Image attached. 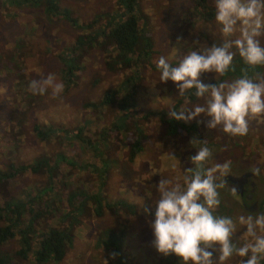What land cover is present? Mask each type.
<instances>
[{
  "label": "rangeland",
  "instance_id": "374dc122",
  "mask_svg": "<svg viewBox=\"0 0 264 264\" xmlns=\"http://www.w3.org/2000/svg\"><path fill=\"white\" fill-rule=\"evenodd\" d=\"M134 1L133 5L126 0H19L18 4L0 0V174L7 173L9 165L42 162L36 172L28 169L0 182V207L9 200L23 201L28 195L41 193V201L48 203L49 212L34 222L33 240L50 229L67 230L72 237L59 262L36 263L29 254L26 260L13 259L11 264H105L109 252L102 247V233L107 230L120 236L124 264H183L174 254L165 256L156 250L151 223L160 197L159 181L169 180V187L177 182L183 186L185 177L192 175L190 170L196 168L190 157L201 145L191 143L190 151L183 146L193 140L206 141L212 152L203 167L228 163L237 175L246 167L257 174L264 189V115H249V130L244 136L225 133L222 126L210 129V117L204 114L188 123L182 121L193 127L190 131L176 128L170 133L158 121L160 111L166 114L163 119L169 118V111L177 102V111L205 103V98H188L193 89L180 96L172 81L161 82L158 59L164 56L177 66L201 45H222L226 39H235L239 32L225 37L216 14L209 21L197 17L203 8L215 9V0ZM130 9L141 34L135 49L139 59L131 57L129 66L120 68L116 64L119 70H115L109 60L111 48L104 37L110 24L127 19ZM95 34L99 35L97 39L79 46L78 70L70 79L72 83L65 85L66 80L60 79V59L76 39ZM259 39L264 46V35ZM232 51L236 52L234 60L241 58L235 48ZM261 70L257 81L264 79V66ZM49 73L64 84L63 93L53 98L49 89L43 95H33L29 90L31 81ZM217 77L216 73H203L200 79L210 85L218 82ZM125 79L129 81L124 83ZM225 79L226 83L233 81ZM106 95L105 103L99 105ZM86 103L90 106L85 107ZM48 126L58 130L56 138L40 140L34 127L43 131ZM79 128L93 146L97 144L95 150L87 148L84 155L72 139V133ZM137 129L140 150L129 160ZM102 132L103 136H99ZM92 153L94 157L87 159L92 167L80 168L78 163ZM56 156L65 162H57ZM69 160L77 166L69 165ZM217 190L224 208H216L218 217H229L236 223L233 242L238 246L251 242L245 235L246 226L240 225L238 218L260 215V207L256 213H245L222 195L220 188ZM71 192L102 194L101 203L111 206L95 216L89 203L84 213L69 212L64 217L69 210L66 198ZM260 195L264 198V190ZM123 202L129 208L117 209L124 206ZM18 247L16 239L6 250ZM219 255L218 249L214 250L216 264H220ZM241 260L233 255L223 264H240Z\"/></svg>",
  "mask_w": 264,
  "mask_h": 264
},
{
  "label": "clouds",
  "instance_id": "9594fccd",
  "mask_svg": "<svg viewBox=\"0 0 264 264\" xmlns=\"http://www.w3.org/2000/svg\"><path fill=\"white\" fill-rule=\"evenodd\" d=\"M216 22L221 25L226 39L222 45H201L199 50L189 52L177 66H172L161 56L157 62L161 82L172 81L178 86L180 96L187 90L196 89L198 98H205L203 105L170 110L172 120L188 123L202 114L210 117L208 127L222 126L225 133L244 136L248 133V117L264 115V79L256 82L245 73L231 83L208 85L200 79L203 73L220 76L233 68L236 52L249 66H264V46L260 37L264 35V0H215ZM239 24V27L237 25ZM51 90L53 98L64 91V84L53 73L41 79H34L29 85L33 95H43ZM201 145L190 162L196 166L190 177H185L183 186L177 182L169 187L170 181L161 179L157 191L154 222L151 229L156 250L165 256L174 254L183 264H216L214 250L218 249L220 264L233 255L240 258V264H260L264 258V214L240 216L238 222L246 226V237L251 242L238 246L233 242L236 223L229 217L213 214L220 204L216 174L227 175L230 165L215 164L204 168L212 157L207 142L191 141ZM174 157V155L171 153ZM175 158V157H174ZM259 173V169L255 170ZM236 190L233 189V192ZM113 258H115L113 256ZM105 264H108L105 260Z\"/></svg>",
  "mask_w": 264,
  "mask_h": 264
},
{
  "label": "trees",
  "instance_id": "16d2710c",
  "mask_svg": "<svg viewBox=\"0 0 264 264\" xmlns=\"http://www.w3.org/2000/svg\"><path fill=\"white\" fill-rule=\"evenodd\" d=\"M126 1L130 4H135L134 0ZM13 2L15 4H18L19 0H13ZM202 10L203 11L198 13L197 17L204 21L211 20L216 14L215 9H212L210 6L209 8H203ZM205 10L207 11L205 12ZM131 13L132 9L129 10V14L126 20H123L121 22L118 21L114 25L110 24L104 37L109 42L111 48V51L109 52V60H112L115 70H119V67L125 68L129 66L131 57H139L135 49L138 46L141 34L139 31L137 20L133 15H131ZM49 15H51V12L49 13ZM82 27L86 29L85 26ZM98 36L99 35L96 34L90 35L89 37L85 35L83 39H76L73 46L68 49L67 53L65 52L63 54L62 60L60 59V62L63 64V69L60 72V79L66 80L67 83L65 85H70L72 83L70 79L78 70L76 61L81 52V50L78 51L79 46L81 44L85 45L93 42L98 38ZM138 59L139 58H137V60ZM116 64H118L119 67ZM233 66L234 70L233 68H230L229 71L223 76L217 74L218 82H213L210 85L224 82V80H226L225 77H228V79L234 81L238 78H241L245 73H247L250 78H256V82H259L257 80L261 76V66H249L244 62L242 58L233 60ZM125 80L126 81H124V83L129 81V79ZM193 90L194 91L189 94L188 98L195 97L197 99L198 97L195 95L196 89L193 88ZM107 98L108 95H106L104 99L99 102V105H103L105 103V99ZM179 104V102L175 103L173 109L177 110ZM84 106L89 107L90 104L86 103ZM160 113L161 114L158 117V121L160 123L163 122V126L167 130H169L170 133L174 132L176 128H181L186 131H190V128H193L192 126H190V124H185L182 121L172 120L170 117L167 119H163L166 114L165 112L161 111ZM122 118L124 120V115H122ZM129 119L130 117L128 118V120ZM120 127H122L121 124ZM34 131L37 137L40 140L44 141L48 140L50 137L56 138V134L58 132V130H54V128L50 126H48L47 129L43 131H40L39 128L34 127ZM81 132V128H79L76 132H73L72 139H74V142L77 143L78 149L79 151H81V155H84L86 154V150H89L87 148L91 147L92 150H95L97 144L93 146V143L89 140V138L84 137ZM135 132L136 137L133 140L134 142L132 141L133 143L131 144V147L129 149V160H132L134 158V155L138 152V150H140V131L137 129L135 130ZM99 136H103V132L102 135ZM57 138L61 139L60 136H57ZM63 142H65V140H63ZM100 144L101 143H99V145ZM57 157L58 156H56V158ZM92 157H94L93 153L90 154L87 158L82 159L80 163H78V166L82 169L89 166L92 167L91 163L87 160L91 159ZM60 161L65 162L63 157L57 158V162ZM68 163L69 165L77 166V163L73 164L70 160L68 161ZM41 164L42 162H38L31 165H19L17 167L9 165V171L7 173L0 174V182L4 180L3 182L5 183L9 178H13L27 171L28 169L32 172H36L39 170V167H41ZM44 166L49 167L47 165V162H44ZM51 169L52 168L49 167L50 171ZM26 197L27 200L23 199V201H20V199H16V201L9 200L8 202L4 203L2 207H0V221L4 223L3 225H0V264H11L13 259L26 260L29 254H32L33 259L36 263H46L48 261L59 262L64 258L66 247L70 246V240H72L70 232L67 230L50 229L46 233H42L38 239L33 240V237L36 235V230L33 226L34 222L41 216L48 214V203H42L41 193H36L33 196L28 195ZM102 199V194L98 195L92 193L90 195H85L83 192H71L66 198L69 210L64 214V217L69 212H72L75 215L84 213V208L86 207V204L89 203L93 206L91 208V213L95 216H100L103 208H109L111 206L108 203H101ZM123 204L124 206L121 205L117 207V209L129 208L127 202H123ZM260 212L261 214H264V199L261 204ZM28 215H30V217H28ZM102 234L105 238L102 247L104 248V250L109 252V264H124L120 257V236H114L108 230ZM16 239L17 243H19V247L14 251H7L6 247L12 240ZM99 241L100 239H98V242ZM99 243H101V241ZM113 256L115 258H113ZM247 259V256L243 258V260L245 261ZM260 264H264V258L260 260Z\"/></svg>",
  "mask_w": 264,
  "mask_h": 264
},
{
  "label": "flooded vegetation",
  "instance_id": "af4514ba",
  "mask_svg": "<svg viewBox=\"0 0 264 264\" xmlns=\"http://www.w3.org/2000/svg\"><path fill=\"white\" fill-rule=\"evenodd\" d=\"M216 177L219 178L217 185H222V187H218V189L220 188L222 190V195L231 199L232 204L236 208L239 207L245 213H256V210H258L259 207L261 208L264 198H260V193H262L264 189L257 174L255 176L252 171L245 167L238 175L235 171L230 170L227 175L222 176L217 173ZM233 189L236 191L233 192ZM219 206L220 210L224 209L220 204ZM213 214L220 216L216 209H214Z\"/></svg>",
  "mask_w": 264,
  "mask_h": 264
},
{
  "label": "crops",
  "instance_id": "0c3cea01",
  "mask_svg": "<svg viewBox=\"0 0 264 264\" xmlns=\"http://www.w3.org/2000/svg\"><path fill=\"white\" fill-rule=\"evenodd\" d=\"M1 91L2 92H4V90L3 89H1ZM172 146H174V144L172 145ZM187 150H189L190 151V149H191V147H192V144H191V142H189V143H186L185 145H183Z\"/></svg>",
  "mask_w": 264,
  "mask_h": 264
}]
</instances>
